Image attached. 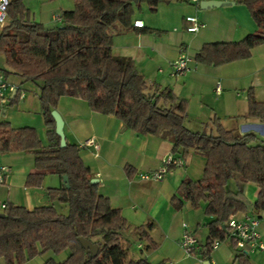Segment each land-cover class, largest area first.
Here are the masks:
<instances>
[{"label":"trees","instance_id":"obj_1","mask_svg":"<svg viewBox=\"0 0 264 264\" xmlns=\"http://www.w3.org/2000/svg\"><path fill=\"white\" fill-rule=\"evenodd\" d=\"M172 1L73 0V9L60 13V23L45 28L29 19L22 0H9L7 22L0 28V57L5 65L0 70L5 78L12 74L21 84L37 88L48 145L42 146L35 129L13 128L0 120V154L33 155L38 172L27 177V187H39L47 172L58 176L61 184L46 190L48 204L31 211L5 205L0 217V259L5 264H24L46 253H66V257L61 261L50 258L44 264H150L145 259L127 258L121 238L128 224L99 194L97 184L90 183L91 174L79 148L67 143L60 148L51 111L61 97L81 98L92 112L113 116L139 135L168 138L171 153L184 162L192 152L204 159L201 178L184 179L171 199L176 209L183 202L194 209L205 204V215L211 220L206 224L203 259L208 258L214 241L227 238L229 216L264 210V140L253 133L226 130L218 118H212L201 132L189 130L185 125L186 101L168 88L149 85L132 60L115 56L111 50L112 32L117 29L154 32L133 27L136 11L146 7L154 13L160 3ZM237 3L246 7L255 32L237 42L204 44L195 55L197 64L227 65L249 58L251 49L264 44V0ZM17 99L16 94L7 105ZM246 100L247 112L241 118L264 121V102L256 101L252 89L247 91ZM63 176L68 179V189L62 183ZM230 180L239 186L253 183L258 187L253 206L241 190L227 189ZM150 227H138L136 232L153 248L147 233ZM79 238L97 245L94 256L85 253ZM235 262L250 264L244 253L236 255Z\"/></svg>","mask_w":264,"mask_h":264},{"label":"crops","instance_id":"obj_2","mask_svg":"<svg viewBox=\"0 0 264 264\" xmlns=\"http://www.w3.org/2000/svg\"><path fill=\"white\" fill-rule=\"evenodd\" d=\"M39 1L37 22L45 28L58 25L53 18L73 8V2L58 3L59 9L56 10L60 12L57 13L51 9V4L60 0ZM202 1H224L234 5L202 10L199 6ZM64 5L66 9L61 8ZM147 12L146 7L136 11L133 22L142 21L144 29L154 32L113 31V54L132 60L149 85L168 88L178 99L185 100V125L189 130L201 132L212 118H218L226 130L253 133L264 140V121L241 118L247 112L246 93L249 89H252L256 101L264 102V44L251 49L249 58L219 67L202 66L194 59L204 44L237 42L255 32V23L246 7L237 0H174L160 3L154 13L150 12L151 23L142 17ZM157 15L161 22H156ZM187 17L196 18L203 28L195 33L187 32L186 28L190 26ZM181 53L189 55L192 63L185 76L175 78L170 64ZM6 79L8 81V77ZM217 83L219 92L215 91ZM35 100L39 104L38 94ZM25 101L24 94V98L17 99L16 103L24 102L27 106ZM6 106H0V120L9 122L13 128L35 129L42 146L48 145L42 113L40 118L30 119L29 114L19 115L14 110L5 109ZM55 110L63 119L66 143L79 148V156L91 178L98 181L99 194L109 200L112 208L120 211L128 224L121 238L128 259H145L150 264H204L206 261L209 264H237L235 256L241 253L228 238L203 259L201 252L208 234L206 224L211 220L205 215L204 203L196 209L188 202H183L178 209L172 205L171 199L184 179L201 178L204 159L200 155L192 152L183 167L170 170L161 181H144L140 179L141 174L155 171L162 160L172 154V142L168 138L139 135L124 128L113 116L92 112L81 98L61 97ZM89 139L94 140L97 149L83 145ZM0 164L9 168L5 184L0 185V213L2 205L19 206L29 211L46 205V190L61 184L58 176L47 172L39 187H27V177L38 172L34 157L29 153L0 154ZM227 189L232 192L241 190L250 207L255 204L259 192L255 184L239 186L236 180H230ZM236 215L239 218L256 217L264 242V210L258 213L249 210ZM147 225H151L147 233L155 244L153 248L136 232V228ZM185 231L191 232L198 242V250L191 256L185 255L180 244ZM246 255L250 264H264V251ZM65 257L66 253L59 256L46 253L24 264H44L50 258L61 261ZM0 264H5L2 259Z\"/></svg>","mask_w":264,"mask_h":264},{"label":"built area","instance_id":"obj_3","mask_svg":"<svg viewBox=\"0 0 264 264\" xmlns=\"http://www.w3.org/2000/svg\"><path fill=\"white\" fill-rule=\"evenodd\" d=\"M8 5L9 0H0V28H2L7 22ZM53 21L60 23V17L55 16ZM186 21L190 24V26L186 28V31L189 33H195L204 26L194 17H187ZM132 25L134 28H143L142 21H134ZM191 63V57L185 53H181L170 64L172 76L175 78L185 76V74L189 71ZM215 91H220V86L218 83L215 87ZM16 94L19 100L24 98V93L21 91V89L8 82L0 70V106L7 105L11 98H13L12 96H15ZM83 145L97 149V145L92 139L85 141ZM183 165L184 161L181 158L171 154L162 160L161 166L158 169L150 173L141 174L140 179L144 181H161L171 168H179L183 167ZM8 172L9 168L0 164V185L5 184ZM4 207L5 205L1 206L2 209H4ZM258 225V219L253 216H244L243 218H239L237 215L229 216L227 221V238L232 242L234 248L239 253L252 254L264 251V242L261 240V234L258 231ZM180 244L183 252L187 256L195 254V252L198 250L197 239L189 231H185L183 233ZM219 244V241H214L211 244V250L216 249Z\"/></svg>","mask_w":264,"mask_h":264},{"label":"rangeland","instance_id":"obj_4","mask_svg":"<svg viewBox=\"0 0 264 264\" xmlns=\"http://www.w3.org/2000/svg\"><path fill=\"white\" fill-rule=\"evenodd\" d=\"M65 2L71 3V2H73V0H60V2H57V1L53 2L51 4V9H53L54 12L58 13V12H60L59 10H56V9H59L58 3H65ZM22 3L24 5L25 9L28 11L29 19L37 22L39 20V14L38 13L40 12V10H39L40 1L39 0H22ZM73 7H74V3H73ZM61 8L66 9L67 7H65V5H64V7H61ZM142 17L145 18L146 22L148 21V23L149 22L151 23V13L150 12L142 14ZM156 17H157L156 19L159 18L158 20H156V22L162 21L160 16L157 15ZM147 18H149L150 20ZM0 67L5 68V65H4L1 57H0ZM8 81L10 83H12L13 85H15L16 87H19L21 89V91L26 95V101L25 102H26L27 106H25L24 102H18V103H15L13 105L6 106L5 109L14 110V111H16V113H19V115H21L20 113L29 114L30 116H28V117L30 119H34L35 117L40 118L41 117V107H40V104L35 103V101H36L35 99L37 98V93H38L37 88L31 83L21 84L20 79L17 76L12 75V74L10 76H8Z\"/></svg>","mask_w":264,"mask_h":264},{"label":"water","instance_id":"obj_5","mask_svg":"<svg viewBox=\"0 0 264 264\" xmlns=\"http://www.w3.org/2000/svg\"><path fill=\"white\" fill-rule=\"evenodd\" d=\"M234 3L232 2H224V1H202L200 3V9L202 10H209V9H215V8H221V7H226V6H232ZM51 117L54 121V132L56 136L59 138V146L60 148H64L66 146V141H65V136L63 132V119L60 116V114L56 111L53 110L51 111ZM62 183L64 184L65 188H69L68 184V179L66 176L62 177ZM90 183L93 185H96L98 183L97 179H91ZM0 217H3V214L0 213ZM78 242L82 249L85 251V253L90 254L94 256L97 252V245L91 243L90 241L84 239V238H79ZM204 264H209L208 261L204 262Z\"/></svg>","mask_w":264,"mask_h":264}]
</instances>
